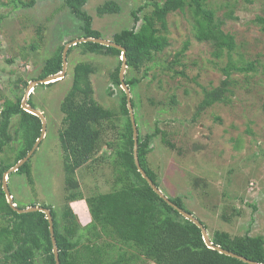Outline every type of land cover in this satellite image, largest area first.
Here are the masks:
<instances>
[{
  "label": "rangeland",
  "instance_id": "1",
  "mask_svg": "<svg viewBox=\"0 0 264 264\" xmlns=\"http://www.w3.org/2000/svg\"><path fill=\"white\" fill-rule=\"evenodd\" d=\"M153 1L163 2L88 0L82 10L91 16V26L101 33V38L113 41L116 33L135 24L133 11L140 18L136 23L139 27L141 17L153 9ZM110 2L117 4L120 11L100 13L99 8ZM212 5L223 20L224 31L235 38L234 58L241 59L242 64L253 62L257 68L248 74L234 72L224 101L196 115L204 90L219 87L223 79L221 67L227 59L213 57L211 43L196 39L194 18L188 9L168 14L170 44L156 54L158 63L152 67V63L147 64L140 71L127 67L124 76L140 78L131 99L136 103L141 134H151L156 127L166 132L152 139L147 156L161 191L168 197L181 196L185 207L207 225L209 236L217 230L264 236V31L256 21L258 16L264 17V0H212ZM83 26L82 19L71 12L65 0H0V102L24 97L45 60L60 45L80 39ZM187 42L189 47L171 66ZM70 48L63 79L51 85L39 82L32 92L33 104L46 117V131L31 157L32 181L27 174L8 175L13 201L20 207L51 204L61 211L70 194L97 196L121 187L117 184L121 164L114 152L122 122L119 119L114 125L106 122L99 151L76 171L79 187L66 188L58 138L63 120L60 104L72 85L76 64L84 62L93 68L90 79L94 98L118 117L122 96L121 87L112 79L122 65V56L90 53L82 45ZM172 96L176 103H171ZM18 130L15 116L10 127L15 140L0 152V162L13 161L12 151L22 143ZM163 137L175 147L165 144ZM107 141L113 142L114 148ZM100 237L95 242L107 261V251L114 242L103 233ZM141 259L142 264H155Z\"/></svg>",
  "mask_w": 264,
  "mask_h": 264
},
{
  "label": "trees",
  "instance_id": "2",
  "mask_svg": "<svg viewBox=\"0 0 264 264\" xmlns=\"http://www.w3.org/2000/svg\"><path fill=\"white\" fill-rule=\"evenodd\" d=\"M87 2L88 0H65L71 12L84 22L82 37L101 38V33L91 26V16L82 10ZM151 3L153 9L141 17L142 23L139 27L136 23L140 18L137 12L133 11L135 24L114 35L113 42L125 48L128 69L140 71L144 66L147 67V64L152 63L150 66L152 67L158 63L156 54L170 44L167 36V16L178 10L181 12L190 10L194 18L195 37L200 42L211 43L214 47L213 57L220 59L226 56V65L221 67L223 79L219 87L204 90V98L198 106L196 115L201 110L224 101L229 86L233 84L234 72L248 74L251 71H257L253 62L242 64L241 59L234 58L233 52L236 50L237 43L232 34L224 31L223 20L217 16L214 6H210L212 0H163L162 3L160 1ZM119 11L120 7L114 2L106 3L99 8L100 13ZM227 15L232 16L231 13ZM256 21L264 31V17L258 16ZM78 45H82L83 49L90 53L106 52L118 57L122 55L121 50L113 46L92 41L75 46ZM188 47L187 42L177 53V57L170 62L171 66L178 63L177 58L181 57ZM63 49L64 45H60L58 50L45 60L37 78H34L35 81L62 70ZM120 63L122 64L121 60ZM120 67L121 65L112 75L113 82L118 87L121 85ZM92 73L93 68L88 63L76 64L72 85L60 104L63 120L58 138L63 152L66 188L79 187L75 176L76 171L99 151L104 142L106 122L114 125V122L119 119L122 122H119L118 143L114 146L113 142L107 141V145L116 147L114 152L121 164L117 172V184H121V187L97 196L70 194L61 211L51 204L42 205L50 209L52 214L60 264H142L141 258L147 263L152 261L155 264H249L209 247L203 239L201 229L153 190L138 171L134 160L133 126L126 92L120 88L121 117H118L115 111L104 107L94 98L90 79ZM144 75H147V71H144ZM125 81L133 92L140 78L125 77ZM54 82L43 85H51ZM25 85L27 86L28 82H25ZM35 89L36 87L33 91ZM22 99L23 97L19 96L15 100L5 99L2 103L0 102V152L15 140L10 132L15 116H18L17 133L20 132L22 142L12 151L14 155L12 162H0V251L2 254L0 264H40V262L56 264L46 214L42 211L17 212L8 203L3 190L4 173L28 154L41 135V119L23 109ZM28 103L36 108L32 102V93ZM131 103L138 129L139 162L146 174L159 187L157 175L149 167L147 156L151 152L152 139L159 133L165 136L166 132L156 127L153 133L143 136L137 122L138 115L133 98ZM171 103H176L175 96H172ZM163 140L169 147H175L165 137ZM31 157L14 172L27 174L30 181H32ZM168 198L178 207L192 213L185 207L181 196ZM74 200L84 202L85 211L91 216L89 223L84 224L83 213H79L74 205H71V201ZM17 206L25 208L18 204ZM199 220L208 229L207 225L201 219ZM101 233L109 236L114 242L107 251L110 254L107 261L103 259V249L96 244L101 238ZM210 238L214 245L249 260L264 263V236L261 234L232 235L227 231L217 230Z\"/></svg>",
  "mask_w": 264,
  "mask_h": 264
},
{
  "label": "water",
  "instance_id": "3",
  "mask_svg": "<svg viewBox=\"0 0 264 264\" xmlns=\"http://www.w3.org/2000/svg\"><path fill=\"white\" fill-rule=\"evenodd\" d=\"M87 41L96 42V43H99V44H102V45H105V46H113V47L121 50V52H122V58H121L122 65H121L120 75L119 76H120V81H121L122 87L125 90L126 95H127V104H128V109H129L130 117H131L132 126H133L134 160H135V163L137 165L138 171L147 180V182L150 184V186L153 188V190L160 197H162L165 201H167L169 204H171L172 206H174L175 208H177L179 210V212L185 218H187V219L191 220L192 222H194L201 229L202 235H203V239H204L205 243L209 247H211L213 249H217L220 252L225 253L227 255L236 257V258H238L240 260H243L244 262H247L249 264H264V263H259V262H256V261L249 260L246 257L240 256V255H238L236 253H233L231 251L225 250V249H223L220 246L214 245L212 243V241H211V238L209 236V233L207 231V228L204 226V224L196 216H194L192 213H189L186 210H184V209L178 207L177 205H175L174 203H172L169 200L168 196H166L161 191V189L158 186H156V184H154V182L152 181V179L146 174L145 170L141 167L140 162H139V157H138V129H137V125H136V122H135L133 106H132V103H131V92H130V89H129L128 85L125 82V76L124 75H125V71H126V68H127L125 48L123 46L117 44L116 42H113L111 40H106V39H103V38H99V37H82L80 39H76V40H74L72 42L67 43L64 46V49H63V54H62L63 63H62V70H61V72H59L57 74L50 75V76H48V77H46V78H44L42 80L32 81V82L29 83L28 88H27V90H26V92L24 94V97L22 99V107L27 112H30V113L38 116L41 119V121H42L41 135L37 139V141L34 144L33 148L28 152V154L23 159H21L20 161H18V163L15 166H13L9 170H7L4 173V175H3V181H2L3 190H4L5 194H6L8 203L10 204V206L13 209H15L19 213H27V212H32V211H42V212H44L46 214L47 219L49 221V229H50V233H51V239H52V245H53V252H54V255H55L56 264H60V261H59V249H58L57 244H56V239H55V235H54L55 233H54L53 218H52V214H51L50 209L45 208V207H42V206H28L26 208H19L17 206V204L13 201V197H12L11 192L9 190L7 180H8V175H9L10 172L17 171L33 155V153L35 152L36 148L38 147V144L40 143L41 139L45 135V131H46V117L44 116V114H43L42 111H40L37 108L32 107L28 103V99H29V96H30V93H31L32 89L36 85H38L39 82L40 83H43V84H47V83L54 82L56 80L62 79L65 76V74H66V68H67V51H68V49L72 45H75L77 43L87 42Z\"/></svg>",
  "mask_w": 264,
  "mask_h": 264
},
{
  "label": "crops",
  "instance_id": "4",
  "mask_svg": "<svg viewBox=\"0 0 264 264\" xmlns=\"http://www.w3.org/2000/svg\"><path fill=\"white\" fill-rule=\"evenodd\" d=\"M83 204H84V202L82 200L71 201V205H74L75 209L79 213H83L82 220H83V223L86 224L90 221L91 218H90L89 212L85 211V207Z\"/></svg>",
  "mask_w": 264,
  "mask_h": 264
},
{
  "label": "clouds",
  "instance_id": "5",
  "mask_svg": "<svg viewBox=\"0 0 264 264\" xmlns=\"http://www.w3.org/2000/svg\"><path fill=\"white\" fill-rule=\"evenodd\" d=\"M81 38H82V37H81ZM99 38H100V37H99ZM72 41H74V40H72ZM72 41H70V42H72ZM67 43H69V42H67ZM67 43H66V44H67ZM66 44H65V45H66ZM77 44H79V43H77ZM77 44H75V45H77ZM65 45H64V46H65ZM75 45H72V46H75ZM70 47H71V46H70ZM62 54H63V52H62ZM121 56H122V55H121ZM121 61H122V60H121ZM127 67H128V66H127ZM59 72H61V71H59ZM59 72H58V73H59ZM56 74H57V73H56ZM62 79H63V78H62ZM56 81H57V80H56ZM125 82H126V81H125ZM41 84H43V83H41ZM126 84H127V83H126ZM120 87L123 89L122 84L120 85ZM128 87H129V86H128ZM33 89H34V88H33ZM33 89H32V91H31V93L33 92ZM129 89H130V88H129ZM123 90H124V89H123ZM124 91H125V90H124ZM130 92H131V91H130ZM31 93H30V94H31ZM26 207H28V206H26ZM26 207H25V208H26ZM89 214H90V213H89ZM90 218H91V216H90ZM90 221H91V219H90ZM90 221H89V222H90ZM89 222H88V223H89ZM86 224H87V223H86Z\"/></svg>",
  "mask_w": 264,
  "mask_h": 264
}]
</instances>
